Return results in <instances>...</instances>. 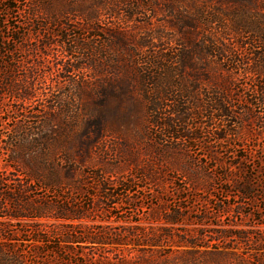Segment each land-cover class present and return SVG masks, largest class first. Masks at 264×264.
I'll list each match as a JSON object with an SVG mask.
<instances>
[{
	"label": "rangeland",
	"instance_id": "1",
	"mask_svg": "<svg viewBox=\"0 0 264 264\" xmlns=\"http://www.w3.org/2000/svg\"><path fill=\"white\" fill-rule=\"evenodd\" d=\"M11 2L17 8L9 15V34H16L22 40L15 45L13 54L0 58V86L7 61H10L16 64L14 85L22 84L20 79L26 77L31 94L22 101L0 90V163L7 179L4 189L16 192L21 186L26 199L53 197L42 190L39 183L32 182L29 187V180H18L11 168L4 167L6 149L11 147L5 142L15 135L19 126L43 120L49 93L59 96L69 90L64 79L71 74L61 73L62 64L69 58L60 46L58 34L61 33L56 26L49 32L35 30L37 23L49 22L46 15L30 14L36 10L34 5L38 0ZM147 2L151 7H144L142 14L133 19H124L123 12L121 20L102 16L90 25L95 32L89 35L80 30L88 26L87 23L71 18L69 24L76 30L72 35L93 38V45L103 54V46L108 42L104 29L122 22L131 36L129 43L140 58L137 62L143 64L141 67H144L145 56L153 52L174 56L177 52H190L194 43L211 39L234 46L239 58L244 59L243 63L231 67L232 64L217 57L209 68V74L212 69L222 76L230 75L231 82L226 84L228 96H232L228 121H221L219 117H194L188 124L198 139H171L165 129L150 124L145 105L129 97L118 104L110 97L106 141L99 145L100 150L93 152L91 162L84 165L77 176L86 183L82 187L84 191L93 196L76 194V206L84 212L89 211L84 219L75 221L78 232L91 236L106 233L108 239H99L100 243L94 244H69V254L62 251L54 258V254L49 253L46 259H36L32 252L27 253L28 248L38 243L25 241L29 246L25 252L29 255L27 264H264V77L256 79L252 73L243 71L249 66L247 63H251L250 46H238L240 37L227 29L238 21L243 1ZM200 5L209 12L210 8L218 12H214L212 18L216 22L209 25L198 17ZM0 8H4L3 0ZM247 10L254 14L257 9ZM147 40L152 46L135 49L137 43ZM106 50L117 54L119 47L112 44ZM174 62L167 64L164 74L158 69L155 72L164 76L162 86L167 85L165 88L177 92L179 87L168 86L180 81V77L172 73L177 68ZM118 63L123 76L126 75L122 62ZM198 63H195L199 70L196 74L203 76L202 65ZM183 70L188 88L198 92L205 103L212 100L217 89L213 83L193 77L188 65ZM76 74L88 82L79 93L80 106L91 109L94 104L87 89L91 88L95 73L85 69ZM108 75L111 77L112 73ZM119 75L122 76V71ZM192 80L196 81L195 89L191 87ZM165 104V109L158 113L161 117L177 109L172 100H166ZM137 169L148 172L149 177L142 179ZM96 171L104 176L100 184L92 177ZM118 179H134L132 190L135 191L126 193L124 186L116 188L114 183ZM247 181H250L253 195L242 198L238 196L237 185L245 186ZM103 189L110 196H106ZM67 194L69 196L66 193L64 198H68ZM17 221L0 218V222L8 223L10 232L22 234L21 239H27L23 230L29 228ZM57 223L49 220L42 229H59ZM52 240V246L56 245L55 234Z\"/></svg>",
	"mask_w": 264,
	"mask_h": 264
},
{
	"label": "trees",
	"instance_id": "2",
	"mask_svg": "<svg viewBox=\"0 0 264 264\" xmlns=\"http://www.w3.org/2000/svg\"><path fill=\"white\" fill-rule=\"evenodd\" d=\"M14 1L18 3L20 0ZM242 1L243 4L237 14L238 21L233 22L232 27L227 29L240 37L238 46L243 47L249 44L251 63H247L249 66L243 71L252 73L256 79H260L264 77V0ZM3 4L4 8H0V58L13 54L16 51L15 45L19 39L20 43L22 40L16 34H9L10 28H8L9 15L17 8V5L11 0H3ZM34 7L36 10L30 13L32 16L41 13L49 18L48 23H37L36 31L49 32L54 26L59 29L60 46L69 58L62 64L61 73L71 74V76H67L68 78L63 76L69 90L59 96L54 92L49 93L47 98L49 104L46 105L43 120L29 121L19 126L20 129H16L15 135L5 142L11 147L6 149L7 161L4 167L11 168V173L17 176L18 180H29L27 183L29 187L32 182L39 183L41 189L53 194V197L44 195L37 198H23L21 186H18L20 189L16 192L7 191L4 189V182L7 179L0 163V218L18 220L17 223L23 222L29 228L23 230L28 238L21 239L22 234L10 232L8 223L0 222V264H27L29 255L26 256L25 252L29 246L25 244V241L38 243L32 245V249L28 248L27 253L32 252V257L36 259H46L49 253L54 254V258L62 251L69 254L70 247H67L69 244H94L100 243L99 239H108L105 236L106 233L104 236H91L78 232L76 230L78 224L75 221L84 219L85 213L89 211L87 209L84 212L76 206V194L93 196L87 190L84 191L82 187L86 183L79 180L77 176L80 174V169L91 162L93 152L100 150L99 145L106 141L109 127L106 112L110 109L108 103L110 97H114L118 104L127 97L142 103L146 107L150 124L165 129L171 139L173 137L176 140L194 141L198 137L196 134L194 136L192 128L189 127L190 119L219 117V120L227 122L232 108L230 102L232 96H228L230 92L226 88V84L231 82L230 75L222 76L212 69L209 74L211 64H215L217 57L232 64L231 67L244 62V59L239 58V54L235 52L234 46L230 47L224 42L218 43L211 39L194 43L190 52L181 51L174 56L157 52L149 53L145 56L144 67H141L143 64L137 62L140 58L129 43L131 36L122 26V22L113 23L104 29L108 41L106 46L102 47L104 56L98 53L97 46L93 45V38L72 35L76 30L69 24L71 18L76 17L87 23L88 26L80 30L86 31L89 35L95 32L91 30L90 25L97 23L102 16L107 15L109 18L121 20L120 15L123 12L121 16H124V19H133L142 14L141 9L144 7H151L147 0H42L41 2L38 0ZM252 7L257 9L254 14L247 10ZM197 10L198 17L206 24L216 22L212 20L214 12L218 13L214 8H210L211 12H209L205 8L202 9L200 5ZM150 39L153 40V37L151 36ZM112 44L119 47L117 54L108 53L106 50ZM149 46H152L151 41L139 42L135 49ZM257 48L262 51L253 50ZM118 61H121L124 66L126 72L124 76ZM197 61L202 65L203 76L196 74L199 71L195 68ZM9 62L7 61L8 65L5 67L6 72L0 90L4 94L25 101L31 94L28 80L26 77L21 78L22 84L14 85L13 73L16 64ZM171 62L177 66L172 73L177 74L180 81H175L168 86L179 87L177 92L165 88L167 85L162 86L164 76L157 75L155 72V69H158L164 74ZM186 65L191 69L193 77L212 82L217 88L213 92L212 100L209 99L210 101L205 103L198 92L188 88L186 77L182 75ZM85 69L93 70L95 73L94 82L96 83L89 81L92 86L87 89L94 104L91 109L80 106L79 101V93L84 91L87 85L85 83L88 82L76 72H82ZM121 71L122 76L119 75ZM110 72L111 77L108 75ZM100 78L103 79L99 81ZM190 83L193 89L197 88L196 81L192 80ZM166 100H172L177 109L161 117L158 113L167 106ZM185 104L189 106L183 107ZM46 127H48L47 130ZM137 172L142 179L149 177L148 172L138 169ZM92 177L100 184L104 176L100 171H96ZM133 183L134 179L126 181L118 179L114 184L116 188L124 186V192L131 193L135 191L132 190ZM237 188L238 196L242 198H251L253 195L250 181H247L245 186L237 185ZM103 191L105 192V189ZM66 193H69L68 198H64ZM105 194L110 196L109 193L105 192ZM49 220L57 221L60 230L56 229L57 227L53 230L42 229ZM30 224H32L31 228ZM53 234L58 238L54 246H52Z\"/></svg>",
	"mask_w": 264,
	"mask_h": 264
}]
</instances>
